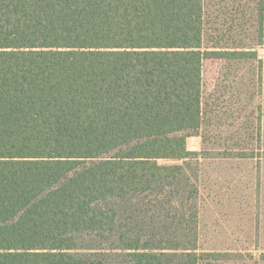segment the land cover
<instances>
[{"label":"trees","instance_id":"1","mask_svg":"<svg viewBox=\"0 0 264 264\" xmlns=\"http://www.w3.org/2000/svg\"><path fill=\"white\" fill-rule=\"evenodd\" d=\"M219 39L204 0H0V264H202L204 60L263 65Z\"/></svg>","mask_w":264,"mask_h":264},{"label":"rangeland","instance_id":"2","mask_svg":"<svg viewBox=\"0 0 264 264\" xmlns=\"http://www.w3.org/2000/svg\"><path fill=\"white\" fill-rule=\"evenodd\" d=\"M204 3L208 32L231 47L244 43L255 47L263 65L237 63L233 75L223 59L204 60L206 103L212 108L234 104L235 115L216 108L200 133L187 139L188 149L197 152L191 161L199 172V252L205 254L202 264H264V44H259L264 42L258 38L264 0ZM213 43L206 37L205 47ZM252 94L256 96L249 100ZM260 116L261 135L255 131L248 136L242 124L258 126ZM242 149H256L258 154L243 156Z\"/></svg>","mask_w":264,"mask_h":264}]
</instances>
